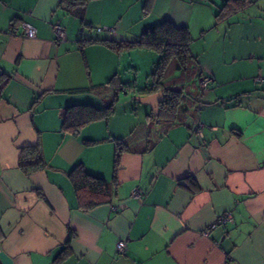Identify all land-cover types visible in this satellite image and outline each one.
Instances as JSON below:
<instances>
[{
  "label": "crops",
  "instance_id": "0c3cea01",
  "mask_svg": "<svg viewBox=\"0 0 264 264\" xmlns=\"http://www.w3.org/2000/svg\"><path fill=\"white\" fill-rule=\"evenodd\" d=\"M225 1L87 0L72 9L80 19L60 0H0V74L10 76L0 99V252L13 264H264V0L217 17ZM21 21L36 38L10 33ZM163 21L188 30L190 56L210 78L203 91L197 76L184 86L174 123L153 121L142 96L115 98L116 84L132 81L127 69L155 66L157 53L107 44ZM111 104L78 134L63 130L67 107ZM120 144L128 150L116 165ZM27 147L44 163L29 175L18 167ZM77 165L109 184L110 204L80 208L69 178Z\"/></svg>",
  "mask_w": 264,
  "mask_h": 264
},
{
  "label": "trees",
  "instance_id": "16d2710c",
  "mask_svg": "<svg viewBox=\"0 0 264 264\" xmlns=\"http://www.w3.org/2000/svg\"><path fill=\"white\" fill-rule=\"evenodd\" d=\"M86 1L60 0V4L68 13L75 14L81 19L83 14L82 10L77 8L74 12L72 9L78 7V4H84ZM247 2L248 0H226L222 7L218 9L217 17H222L225 13L229 15L231 12L244 6ZM189 43L190 36L188 30L185 27H176L169 21H163L159 25L145 30L137 41L125 42L119 47L116 43L107 42L116 51L147 48L155 51L159 55L152 74L154 78L152 85L139 90L135 85L132 87L123 85L118 89V84H116L115 98H117L120 92L125 91L132 92L138 96H147L162 91L164 99L159 104L157 115L150 114V117L166 119V121L174 123L177 120L176 114L181 103L189 96V94L185 93L184 86L187 87L189 86L188 84H192L193 76L199 78L201 75L200 69L195 66L193 58L190 56L188 50ZM177 71L179 72L178 75L181 76L172 78L173 82L170 83L169 81L171 79L166 75L170 73L169 75L172 77ZM9 80V75L5 73L0 74V99L2 91ZM169 85H173L174 88H170ZM198 97L199 95H197L196 99L194 98V101L198 102ZM112 112L113 104L104 109H97L90 105H72L67 107L63 112L62 128L65 132L76 135L85 125L107 118ZM126 150L128 148L123 144L117 146L116 165L118 164L119 157ZM43 166L44 163L38 147L20 149L18 167L24 174L29 175L41 170ZM69 178L79 206L84 211L111 203V188L103 178L88 174L81 165L74 167L70 172Z\"/></svg>",
  "mask_w": 264,
  "mask_h": 264
},
{
  "label": "built area",
  "instance_id": "2783aa9c",
  "mask_svg": "<svg viewBox=\"0 0 264 264\" xmlns=\"http://www.w3.org/2000/svg\"><path fill=\"white\" fill-rule=\"evenodd\" d=\"M100 31H102V29H97V32H100ZM10 33L12 35H15V36L19 35V36H22L28 39H34L36 38V35H37L36 28L33 25L25 21H21L18 25V28L11 30ZM53 33L57 41L62 42L65 39L64 29L57 24L53 26ZM209 81H210V78L204 75L203 73H201V75L198 78V85L201 91H203L207 87ZM258 81H261V80H258ZM133 197L139 198V193L135 192L133 194ZM230 220H231L230 215L220 217L216 220V222L212 225V227H215L216 225H219V224H226ZM115 251L119 255H124L126 251L125 241L123 240L117 241Z\"/></svg>",
  "mask_w": 264,
  "mask_h": 264
},
{
  "label": "rangeland",
  "instance_id": "374dc122",
  "mask_svg": "<svg viewBox=\"0 0 264 264\" xmlns=\"http://www.w3.org/2000/svg\"><path fill=\"white\" fill-rule=\"evenodd\" d=\"M153 53H155V51L152 50ZM156 54V53H155ZM158 58L156 60V63L159 59V55L157 54ZM143 57H136V60L141 59ZM144 60V59H142ZM127 71H130L132 74V81L130 83V87H132L133 85L138 86L139 90L146 88L148 85H152L154 82V78L152 77V74L154 72V66L151 65V63L147 62L145 63L144 61H142L141 65H140V69L139 70H135V69H127ZM170 73H168L166 76H169V78L171 79V81H169L170 83L173 82L172 78H176L179 77L181 75H178L179 72L177 71L174 75H169ZM124 85H126L124 83ZM170 88H174L173 85H169ZM199 87V86H198ZM200 90V87H199ZM122 96L124 95V93H121ZM132 99V98H131ZM140 107H144V105L140 106ZM153 121H159L158 118H152Z\"/></svg>",
  "mask_w": 264,
  "mask_h": 264
},
{
  "label": "water",
  "instance_id": "95a60500",
  "mask_svg": "<svg viewBox=\"0 0 264 264\" xmlns=\"http://www.w3.org/2000/svg\"><path fill=\"white\" fill-rule=\"evenodd\" d=\"M163 93L162 91H158L155 94L142 96V97H135V100L143 105H148L151 109L153 115H157L159 104L163 101ZM0 263L1 264H13L11 259L6 257L4 253L0 252Z\"/></svg>",
  "mask_w": 264,
  "mask_h": 264
}]
</instances>
